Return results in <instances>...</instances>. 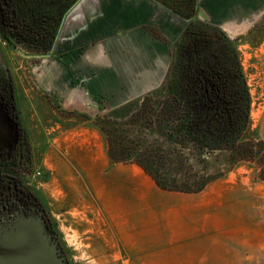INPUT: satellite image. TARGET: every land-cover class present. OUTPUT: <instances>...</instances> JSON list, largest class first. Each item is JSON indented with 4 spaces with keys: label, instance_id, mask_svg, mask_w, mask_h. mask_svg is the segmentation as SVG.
<instances>
[{
    "label": "rangeland",
    "instance_id": "obj_1",
    "mask_svg": "<svg viewBox=\"0 0 264 264\" xmlns=\"http://www.w3.org/2000/svg\"><path fill=\"white\" fill-rule=\"evenodd\" d=\"M148 2L122 0L113 4L112 10L100 11L97 26L87 36L89 48L81 57L94 58L102 49L104 60H95L91 62L94 67H88L80 65L79 59L71 66L76 79L94 76L88 81V88L75 90L78 103L60 104L43 94L32 81L33 74L45 66L43 53L3 38L0 51L17 83L21 115L29 136L27 160L30 164L21 169L23 180L31 184L51 217L69 264H264L261 168L254 161L239 158L251 148L264 152V0H255L257 6L232 21L214 22L232 40L240 57L251 94V121L234 148L204 154L189 142H173L166 133L156 131L160 125L156 112L171 77V46L164 45L169 54L167 63H159L154 62L158 51L153 55V62L143 60V43L157 35L148 27L157 29L159 35L174 43L185 23ZM141 30L138 43L133 44L131 36ZM117 60L132 64L131 72ZM154 67H157L156 75L155 71L147 70ZM153 78L159 85L146 92ZM87 89L96 91L98 100ZM151 94L150 101L143 105L146 96ZM84 124L102 134L108 149L109 139L113 140L115 148H123L132 158L142 159L168 185L192 188L205 180L230 177L227 183L232 189L224 202L215 204L211 213H202L199 236L190 239L189 245L155 243L160 235L163 237V231H167L169 240L175 239L177 233L175 215L168 216L169 228L161 226L162 199L154 205L151 219L142 226L137 225L131 233L127 248L113 239L104 241V234L99 232L98 237L92 225L86 228L74 218L55 216L49 204L67 201L53 168L46 165L47 149L56 138Z\"/></svg>",
    "mask_w": 264,
    "mask_h": 264
},
{
    "label": "trees",
    "instance_id": "obj_2",
    "mask_svg": "<svg viewBox=\"0 0 264 264\" xmlns=\"http://www.w3.org/2000/svg\"><path fill=\"white\" fill-rule=\"evenodd\" d=\"M78 1L7 0L5 26L0 31L5 39L47 55L54 49L64 17ZM85 49L53 56L80 54ZM171 53V77L156 112L160 122L157 133H166L173 142H189L201 154L234 148L251 121V94L234 43L216 26L192 24L182 29ZM8 73L6 87L16 105L15 85L9 70ZM152 96H146L143 105ZM113 143L109 139L111 165L137 164L163 191L198 194L213 182L205 180L192 188L168 185L142 159L132 158L130 152L115 148ZM239 158L256 162L264 181L262 150L251 148Z\"/></svg>",
    "mask_w": 264,
    "mask_h": 264
},
{
    "label": "crops",
    "instance_id": "obj_3",
    "mask_svg": "<svg viewBox=\"0 0 264 264\" xmlns=\"http://www.w3.org/2000/svg\"><path fill=\"white\" fill-rule=\"evenodd\" d=\"M140 32L142 30L135 31L131 36L133 44L138 43ZM144 42V55H141L143 60H152L153 55L158 51L155 60L153 59L154 62L167 63L169 54L163 44H158L157 49L158 42L152 36ZM104 56L101 49L94 58L81 57L79 63L82 66L94 67L91 62L103 61ZM43 59L45 63L42 62V65L45 66L33 74V83L42 90L43 94H47L60 104L78 103L75 90L81 87L88 88V81L94 76L85 75L82 79L78 77L83 81L80 86H76L77 79L72 74L71 66L77 64L79 58L76 57L75 61L68 65L54 56ZM117 61L131 72L132 64L129 66L124 60ZM97 68L100 70L102 67ZM156 68L147 70L155 71L154 75H156ZM120 74L123 75L122 72ZM152 80L146 92L159 85L157 80L154 78ZM14 83L21 113L22 101L19 98L16 81ZM89 91L93 92L92 94L88 92L91 96H97L96 91ZM106 143V139L98 130L84 124L56 138L52 146L47 149L45 161L46 165L53 168L58 184L66 194L64 198L67 203H49L54 215L69 217L71 220L74 218L76 223L85 225L86 228L93 226L92 231L98 237L99 232L104 234V241L110 242L113 239L127 248L131 233L135 231L137 225L142 226L151 219L154 205L159 204L158 199H162L161 226L169 228L168 216L175 215L177 233L175 239L169 240L167 231H163V237L160 235L159 241L155 243L189 245L190 239L199 236L198 223L202 213H211L215 204L220 200L224 202L225 196L232 189L227 183L229 177L213 181L198 194L163 191L137 164L111 165Z\"/></svg>",
    "mask_w": 264,
    "mask_h": 264
},
{
    "label": "flooded vegetation",
    "instance_id": "obj_4",
    "mask_svg": "<svg viewBox=\"0 0 264 264\" xmlns=\"http://www.w3.org/2000/svg\"><path fill=\"white\" fill-rule=\"evenodd\" d=\"M147 1L160 7L177 20L184 22L185 27L200 23L220 28L216 23L221 19L232 21L240 14H246L249 9L257 6L254 4L255 0H143L145 3ZM6 3L7 0L3 4L4 19L1 28L5 26L4 7ZM201 13L206 17H202ZM148 29L157 33L156 38L154 35L153 38L158 40L160 44L171 46L172 52V48L179 37L174 43H171L161 33L159 35L157 29L151 27ZM0 55V225L6 227L18 218L36 219L43 217L48 224L50 234L59 243L64 254L51 217L36 192L31 188V184H26L21 174V169L30 164L27 160L29 136L17 100L15 105L14 99L9 96L6 87L9 67L1 51ZM82 55V53L72 54L59 59L68 65L73 63L76 57L80 59ZM77 81L75 85L80 86L83 80L77 79ZM98 97L95 96L93 99L98 100Z\"/></svg>",
    "mask_w": 264,
    "mask_h": 264
},
{
    "label": "water",
    "instance_id": "obj_5",
    "mask_svg": "<svg viewBox=\"0 0 264 264\" xmlns=\"http://www.w3.org/2000/svg\"><path fill=\"white\" fill-rule=\"evenodd\" d=\"M118 1L122 0H79L64 17L53 51L43 57L89 47L87 36L97 26L96 19L100 11L112 10L113 4ZM5 2L0 0V28L3 25ZM0 264L69 263L59 243L50 234L45 218L40 217L18 218L6 227L0 225Z\"/></svg>",
    "mask_w": 264,
    "mask_h": 264
},
{
    "label": "built area",
    "instance_id": "obj_6",
    "mask_svg": "<svg viewBox=\"0 0 264 264\" xmlns=\"http://www.w3.org/2000/svg\"><path fill=\"white\" fill-rule=\"evenodd\" d=\"M3 38H4V36H3V34L1 33V31H0V44L1 43H3ZM5 39V38H4ZM38 176L40 175L39 173L37 174ZM36 175V176H37Z\"/></svg>",
    "mask_w": 264,
    "mask_h": 264
},
{
    "label": "bare ground",
    "instance_id": "obj_7",
    "mask_svg": "<svg viewBox=\"0 0 264 264\" xmlns=\"http://www.w3.org/2000/svg\"><path fill=\"white\" fill-rule=\"evenodd\" d=\"M252 116L255 118L256 117V115L255 114H252Z\"/></svg>",
    "mask_w": 264,
    "mask_h": 264
}]
</instances>
